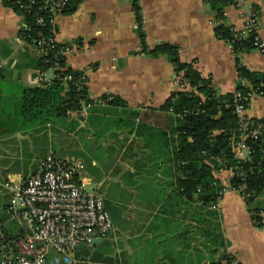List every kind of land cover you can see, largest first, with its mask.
<instances>
[{
    "label": "crops",
    "instance_id": "obj_1",
    "mask_svg": "<svg viewBox=\"0 0 264 264\" xmlns=\"http://www.w3.org/2000/svg\"><path fill=\"white\" fill-rule=\"evenodd\" d=\"M134 1L79 0L75 10L54 15L55 39L68 46L66 66L84 71L91 101L57 120L28 125L21 98L26 87L40 84L41 52L20 37L22 15L0 0V249L26 229L8 212L10 185L55 154L78 165L77 179L102 194L115 226L107 238L80 245L75 264H264V228L230 186L232 170L215 172L225 188L207 204L197 193L184 194L177 167L165 161L168 148L153 128L171 122L150 113L160 112L180 81L167 55L148 52L174 44L181 61L193 62L218 93L234 92L237 62L264 72V53L256 47L235 52L215 29L223 23L240 33L253 9L264 41V0L232 1L221 18L214 0H137L145 47ZM46 78L52 80V70ZM145 114L146 126L138 129ZM245 114L264 123V95H253ZM257 201L264 222V187Z\"/></svg>",
    "mask_w": 264,
    "mask_h": 264
},
{
    "label": "trees",
    "instance_id": "obj_2",
    "mask_svg": "<svg viewBox=\"0 0 264 264\" xmlns=\"http://www.w3.org/2000/svg\"><path fill=\"white\" fill-rule=\"evenodd\" d=\"M53 1L58 0H3L5 5L22 15L20 37L36 47L38 41H50V38H54L55 27L51 22L50 11ZM232 1H213L219 18L223 17L225 5ZM78 2L79 0H66L60 12L75 10ZM134 7L139 35L145 47V33L137 0L134 1ZM215 30L218 37L228 41L235 52L255 47L251 33L241 37L231 26L223 23ZM45 50V53L40 51L38 68L46 69L56 61L53 52L46 46ZM148 52L153 55H167L174 64L176 73H182L183 80L190 86V89L173 91L158 108L159 113H150L171 122V125L150 128L164 141V148H168L163 154L164 159L177 167L182 191L188 197L197 193L200 200L207 204L216 203L225 187L214 174L221 168H233L230 186L237 190L243 187L242 194L245 195L244 199L252 212L255 225L264 228L261 209L257 206L258 196L264 187V133L258 139H245L253 149L249 159H238L232 148V137H239L241 134L239 116L235 110L236 104L239 103L236 93L247 95L256 91L264 95V72L251 71L238 61L239 78L236 90L220 94L213 87L211 79L203 77L193 62L181 61L178 46L162 42ZM58 62V76L50 83L26 87L23 90L20 115L24 123L32 125L57 120L72 110H80L83 103L91 101L84 71L67 67L64 56L58 59ZM67 74H71L73 78L65 79ZM109 102L116 103L119 99L114 97ZM146 115L142 117V124L139 123L138 129L146 126L143 124ZM218 237L219 243L224 245L222 235L219 234Z\"/></svg>",
    "mask_w": 264,
    "mask_h": 264
},
{
    "label": "built area",
    "instance_id": "obj_3",
    "mask_svg": "<svg viewBox=\"0 0 264 264\" xmlns=\"http://www.w3.org/2000/svg\"><path fill=\"white\" fill-rule=\"evenodd\" d=\"M65 1H53L50 4L52 23L54 15L61 11ZM233 2L241 5L243 0ZM249 33L253 35L254 46L264 53L258 13L253 9L245 16L244 29L238 34L246 37ZM45 46L53 52L56 61L46 69L38 68L36 79L40 84L50 83L51 80L46 78L50 70L53 71V78L58 76V59L64 56L68 47L56 41L55 32L50 41H38L37 48L44 53ZM177 75L180 88L190 89L182 78L183 74ZM72 78L71 74L65 77L68 80ZM253 95L263 93H236L239 103L235 110L239 116L241 134L232 137V148L240 160L249 159L253 152L245 139H258L264 133V123L251 120L245 114ZM107 99L112 100L113 96ZM230 169L233 174L234 169ZM77 174V164L49 154L25 181L10 185L8 212L12 218L23 219L26 229L20 236L4 240L3 248L0 249L2 264H75V251L80 245H90L95 239H104L114 233L115 226L102 194L98 190L86 189L77 179ZM238 191L242 194L243 187ZM242 196L245 198V195Z\"/></svg>",
    "mask_w": 264,
    "mask_h": 264
},
{
    "label": "water",
    "instance_id": "obj_4",
    "mask_svg": "<svg viewBox=\"0 0 264 264\" xmlns=\"http://www.w3.org/2000/svg\"><path fill=\"white\" fill-rule=\"evenodd\" d=\"M101 239H95L92 243H97L98 241H100Z\"/></svg>",
    "mask_w": 264,
    "mask_h": 264
},
{
    "label": "rangeland",
    "instance_id": "obj_5",
    "mask_svg": "<svg viewBox=\"0 0 264 264\" xmlns=\"http://www.w3.org/2000/svg\"><path fill=\"white\" fill-rule=\"evenodd\" d=\"M259 206V205H258Z\"/></svg>",
    "mask_w": 264,
    "mask_h": 264
}]
</instances>
